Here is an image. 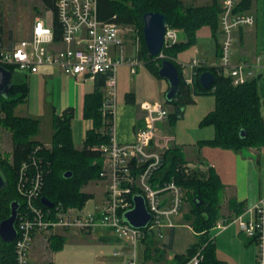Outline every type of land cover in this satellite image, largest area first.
I'll return each mask as SVG.
<instances>
[{"label":"built area","instance_id":"1","mask_svg":"<svg viewBox=\"0 0 264 264\" xmlns=\"http://www.w3.org/2000/svg\"><path fill=\"white\" fill-rule=\"evenodd\" d=\"M218 31L220 33L219 57L214 66L198 57L179 64L183 81L192 87L197 70L212 67L217 76L230 80L232 86L243 85L256 79L257 69L264 66V53L252 59L233 61L234 32L255 24L253 14L238 11L241 0H218ZM61 36L54 37L53 13L50 20L36 17L27 39L9 46L0 42V65L10 67L23 75L38 74L41 67L57 68L74 79H94L106 76L105 94L101 106L102 116L111 115L110 142L93 149L101 152L102 168L99 179L106 183L104 205L94 212L84 208L64 207L61 203L46 208L37 202L44 185L43 158L34 148L28 160L19 165L16 192L23 201V211L18 212L14 255L16 264H32L30 254L35 236L41 235L45 242L56 229L91 234L105 228L127 242L131 248L129 264H137V245L147 236L164 237L165 229L177 226L175 220L184 205V190L174 181L156 177L163 164V155L169 149L171 137L158 134V124L168 120L169 111L164 102H144L140 105V122L136 124L135 137L130 143H118L113 122L116 106V71L119 66L129 67L134 74L140 63L126 58L125 36L132 35L136 44L138 31L132 26L103 22L97 18V0H53ZM115 18V16H113ZM112 18V19H113ZM179 30L166 26L161 52L156 59H164L163 50L178 43ZM138 46V45H137ZM110 122V121H108ZM143 197L150 214V221L143 229L130 226L123 214L133 208V196ZM237 224L244 238L256 246V263L264 264V197L233 217L216 222L213 230H224ZM121 256V253H115ZM203 259L201 250L185 264H199Z\"/></svg>","mask_w":264,"mask_h":264},{"label":"trees","instance_id":"2","mask_svg":"<svg viewBox=\"0 0 264 264\" xmlns=\"http://www.w3.org/2000/svg\"><path fill=\"white\" fill-rule=\"evenodd\" d=\"M42 2L45 9L53 13L54 37L58 41L61 36V26L54 2L53 0H42ZM249 5L250 0H241L238 11L248 10ZM219 11L220 7L216 0L202 6L185 4L183 0H97L98 20L114 21L117 24L132 26L138 31L137 58L156 78L163 59L148 55L143 39V15L148 12H160L167 17L170 27L183 31L186 35L185 43L180 42L170 49L163 50L165 57L170 59L169 57H175L187 47L195 45L196 35L203 27H207L211 36L216 38ZM170 60L176 65L180 75V90L177 96L172 101L165 100V104L173 107L172 113L168 116L171 122H175L182 115L185 106L193 102L194 96L212 95L215 99L214 108L198 126L213 127L214 137L211 140L201 141L202 145L236 152L247 148H260L264 145V120L260 110L262 102L258 95L256 79L234 87L229 79L217 76L214 68L205 66L197 70L194 84L190 87L183 81L180 65ZM5 68L12 72V86L6 96H0V136L3 129L9 132L12 150L9 159L3 158L0 154V169L8 181L6 187L0 191V222L10 215V204L13 201H17L20 212L23 211V201L15 188L18 168L21 163L28 160L34 148L38 145L42 146L35 140L39 131L38 120L17 117L13 113L18 105L27 100L29 94L27 76L23 75L22 80L15 81V71L10 67ZM205 71H211L215 77V82L209 89L199 84V75ZM105 82V75H96L93 91L84 96L82 118L91 121L92 127L86 131L81 150L75 149L72 140L70 126L72 111L66 109L60 115L52 114L51 146L42 147L36 152L43 158L45 170L44 185L37 202L38 207L44 211L46 208L40 203L42 197L47 198L54 205L61 203L64 207L79 209L92 198L91 194L83 193L82 188L91 181L99 180L102 156L100 151L93 148L110 142L112 126L111 115L104 118L101 112ZM130 96L132 94H127L126 98L129 100ZM67 172H71V177L65 178ZM155 176L165 181H174L190 191L196 199L191 209L184 215V221L188 222L196 233V242L184 255L174 258L176 264H185L198 250H201L203 256L199 264H228L217 258L216 248L209 235L220 218L221 193L224 188L215 171L212 168L204 171L188 169L180 149L173 147L164 152L163 164ZM199 202L202 204L197 206ZM243 208V205L233 200L228 202V209L234 215L240 214ZM148 238L149 236L145 241L149 240ZM243 239L247 244L252 243L251 240ZM13 247V242L5 243L0 239V264H16ZM53 249L57 248L53 246Z\"/></svg>","mask_w":264,"mask_h":264},{"label":"crops","instance_id":"3","mask_svg":"<svg viewBox=\"0 0 264 264\" xmlns=\"http://www.w3.org/2000/svg\"><path fill=\"white\" fill-rule=\"evenodd\" d=\"M212 1L214 0H211L209 4ZM216 1L219 4V1ZM245 11L253 14L255 24L252 27L239 28L234 32L233 61L252 59L264 53V0H250L249 8ZM131 37L134 42V37ZM219 42L220 33L218 31L216 38L213 37L212 43L205 47L196 46L193 57L200 58L207 66H214L218 62ZM181 43H185V41ZM138 49H136L135 54H131L128 57L135 58L140 63L134 74H131L129 67L126 65L119 66L117 69V93L113 129L116 141L122 144L130 143L134 140L136 124L140 121V105L144 102H165V93L167 91L159 92L160 98L154 101L138 95L136 91L137 84L141 80L136 78V76L140 70L139 68L144 66L143 62L137 58ZM128 71L130 75H128ZM256 73L258 95L262 102L260 110L264 120V66L257 69ZM29 76L34 77L31 79L30 84L27 81L29 92L30 86L34 88L38 84V87L43 91L42 99L48 107L50 117L53 113L60 115L66 109L72 111L73 118L70 124L72 140L75 149L81 150L86 131L92 127L91 121L82 118L83 100L85 94L93 91L94 79H74L63 75L57 68L46 66L41 67L38 74ZM103 93L105 94V89H103ZM127 94H132L130 96L131 99L128 100L126 98ZM165 105L170 115L173 107L169 104ZM214 105L215 99L212 95L194 96L193 102L185 106L182 115L178 119L179 121L184 119L189 109L198 110L203 106V115L202 117L198 116L196 123V127L203 130L198 124L213 110ZM23 117L29 116L25 115ZM29 118L38 120L36 116ZM38 122L39 131L35 140L39 144L46 146V148H50L53 133L52 119L49 125L50 130L47 131L48 134L46 133V135L42 123L39 120ZM171 124L173 122L168 118L165 123L157 126L159 136H168L173 139L169 143V149L173 147L180 149L185 166L188 169L204 171L212 168L224 187L220 218L216 222L226 217L234 216V213L228 209L230 200L245 207L264 197V145L260 148H247L237 152L202 145L201 141L211 140L214 137V129L211 126L206 127V129L211 127L212 131L206 132L203 138L196 141L181 139L182 141L180 142L182 143L176 144V137L170 131ZM7 152H11V150ZM88 185L89 183L82 188V192L91 194L92 198L89 201H93L94 204L90 209H87L86 203L83 208L87 212H94L104 205L106 183L99 179L95 181L92 188L86 190ZM188 211V209L184 212L181 211V215L175 220L177 226L172 229H165L162 239L153 235L148 238L149 240H143L138 243L137 247L140 246V254H137V257H139L141 264H176L174 258L184 255L196 242V233L190 224L184 221V215ZM209 235L216 248V255L219 260L228 264H255L256 251L250 247L253 242L251 244L245 242L237 224H231L224 230L218 231L212 228ZM95 240L98 241L99 246L97 251L94 254H82L83 252L79 251V247L83 241L81 235L76 231L56 229L48 238V242H45L43 237L37 234L30 254L31 262L32 264H128L131 256V246L127 242L119 240L114 234L109 233H100L95 236ZM232 244L240 248L242 252L240 258L231 257L230 253H228L229 245ZM53 246L57 249H53ZM250 248L251 251L248 252ZM104 249L106 252H104ZM117 252L121 253V256H116L115 253ZM224 254L226 257H222ZM245 261L246 263H244Z\"/></svg>","mask_w":264,"mask_h":264},{"label":"rangeland","instance_id":"4","mask_svg":"<svg viewBox=\"0 0 264 264\" xmlns=\"http://www.w3.org/2000/svg\"><path fill=\"white\" fill-rule=\"evenodd\" d=\"M185 4H192L194 6H202L207 5L211 2V0H183ZM36 17H40L43 19L50 20L52 18L51 12L45 9L42 0H0V42L4 46H9L10 44H14L19 40L27 39L29 37L31 26ZM132 35L125 36V47L126 51L124 52V56L128 59L129 55L135 54L136 49L139 48V43L136 44L132 40ZM197 41L195 45L187 47L184 51L176 54L174 57H169L176 64H186L189 60L194 56V50L196 46L205 47L206 45L212 43L213 37L211 36L209 29L207 27H203L197 33ZM178 43L187 40L186 35L183 31L178 32L177 34ZM138 45V46H137ZM131 48H130V47ZM128 51V52H127ZM166 58V57H165ZM164 58V59H165ZM161 64V63H160ZM118 69V68H117ZM138 74L136 78L140 79L141 82L137 84V93L138 95H142L146 99L150 101H154L160 98L159 92H164L167 90V82L163 79H158L152 74H150L144 66L139 68ZM18 75V76H17ZM128 75L129 71H128ZM14 80L19 81L22 80L23 74H18L15 72ZM27 77V81L30 84L32 76L25 75ZM18 77V78H16ZM117 78V71H116ZM138 82V80H137ZM160 84V86H159ZM162 87V88H161ZM117 93V86H116ZM43 91L38 84L33 87L30 86V92L27 97L25 103L18 105L13 113L15 116H29L35 117L42 123L44 127V133L46 135L47 131L50 130V123L52 119V115L50 117L48 107L44 103L43 99ZM204 111V107L201 106L197 109H189L187 114L184 116V119L173 122L170 126V131L174 137H176V144L182 143L181 139L185 141H196L201 139L206 135V132H211L212 128L203 127V130L196 127L198 116L202 117V113ZM193 128V130H192ZM205 128V129H204ZM48 134V133H47ZM1 140H0V154L3 158L9 159L11 157V153L7 152L12 150V142L10 138V134L7 130L3 129L1 131ZM95 180L89 182L86 190H89L94 186ZM184 206L182 208V212L191 209L192 204L194 203V198L190 191L184 189ZM221 198H223V192L221 193ZM94 202L89 201L86 204V208L90 209L93 206ZM237 227L236 225H234ZM100 233H109L114 234L112 231L101 228L96 230L91 234L79 233L81 235L82 241L80 243L79 251L83 252L82 254H94L98 246V241L95 240V236H98ZM115 236V234H114ZM250 247L256 251V246L254 243L250 245ZM251 248L248 249L250 252ZM230 253L231 257L240 258V254H242L240 248L238 246H234V244L229 245V249L227 250ZM104 252L106 250L104 249ZM137 254H140V246L137 247ZM15 256V255H14ZM222 257H226L225 254ZM137 257V264H141L140 259ZM246 263V261L244 262ZM129 264V263H128ZM249 264V263H246ZM255 264L256 260H255Z\"/></svg>","mask_w":264,"mask_h":264},{"label":"water","instance_id":"5","mask_svg":"<svg viewBox=\"0 0 264 264\" xmlns=\"http://www.w3.org/2000/svg\"><path fill=\"white\" fill-rule=\"evenodd\" d=\"M167 17L160 12H148L143 15V39L148 55L156 58L161 52ZM157 75L168 84L165 93V100L172 101L180 90V75L176 65L168 58L161 61ZM215 82V77L211 71L202 72L199 75V84L205 89H209ZM12 86V72L0 65V96H6ZM71 172L65 173V178L71 177ZM8 181L4 172L0 169V191L4 189ZM133 208L123 214V219L132 227L143 229L149 223L151 217L146 208L142 196L135 195L132 198ZM196 201V199H194ZM40 203L46 208H52L53 203L42 197ZM199 202L197 206H200ZM20 205L17 201L10 204V215L0 222V239L5 243H11L16 238V221Z\"/></svg>","mask_w":264,"mask_h":264},{"label":"bare ground","instance_id":"6","mask_svg":"<svg viewBox=\"0 0 264 264\" xmlns=\"http://www.w3.org/2000/svg\"><path fill=\"white\" fill-rule=\"evenodd\" d=\"M159 78V77H158Z\"/></svg>","mask_w":264,"mask_h":264},{"label":"clouds","instance_id":"7","mask_svg":"<svg viewBox=\"0 0 264 264\" xmlns=\"http://www.w3.org/2000/svg\"><path fill=\"white\" fill-rule=\"evenodd\" d=\"M165 103V102H164Z\"/></svg>","mask_w":264,"mask_h":264}]
</instances>
